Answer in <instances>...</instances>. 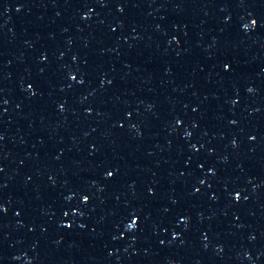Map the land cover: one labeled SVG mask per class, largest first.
Returning a JSON list of instances; mask_svg holds the SVG:
<instances>
[{
  "label": "water",
  "instance_id": "95a60500",
  "mask_svg": "<svg viewBox=\"0 0 264 264\" xmlns=\"http://www.w3.org/2000/svg\"><path fill=\"white\" fill-rule=\"evenodd\" d=\"M194 0H0V191Z\"/></svg>",
  "mask_w": 264,
  "mask_h": 264
}]
</instances>
